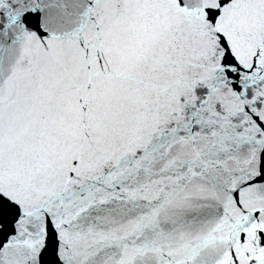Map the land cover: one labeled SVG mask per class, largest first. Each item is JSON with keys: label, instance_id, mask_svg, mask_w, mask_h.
Returning a JSON list of instances; mask_svg holds the SVG:
<instances>
[{"label": "snow or ice", "instance_id": "obj_1", "mask_svg": "<svg viewBox=\"0 0 264 264\" xmlns=\"http://www.w3.org/2000/svg\"><path fill=\"white\" fill-rule=\"evenodd\" d=\"M0 264H264V0H0Z\"/></svg>", "mask_w": 264, "mask_h": 264}]
</instances>
